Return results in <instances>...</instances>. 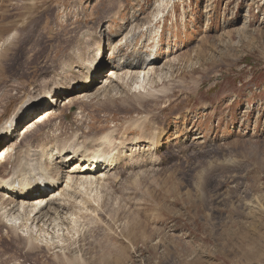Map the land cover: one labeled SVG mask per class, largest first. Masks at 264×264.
<instances>
[{
	"label": "rangeland",
	"instance_id": "374dc122",
	"mask_svg": "<svg viewBox=\"0 0 264 264\" xmlns=\"http://www.w3.org/2000/svg\"><path fill=\"white\" fill-rule=\"evenodd\" d=\"M100 44L96 83L58 91L25 120L28 129L50 117L30 149L64 132L75 145L77 129L109 133L108 152L143 146L118 169H98L101 183L77 188L50 225L10 230L18 216L0 210V264H264V0H0V98L39 94L72 62L87 73L77 56ZM25 122L10 143H21ZM159 126L151 151L144 141ZM56 157L64 198L68 176L79 184L86 172Z\"/></svg>",
	"mask_w": 264,
	"mask_h": 264
},
{
	"label": "bare ground",
	"instance_id": "6f19581e",
	"mask_svg": "<svg viewBox=\"0 0 264 264\" xmlns=\"http://www.w3.org/2000/svg\"><path fill=\"white\" fill-rule=\"evenodd\" d=\"M158 31H159L158 35H160L161 34L160 29H158ZM133 38L136 39V37H133ZM126 42H130V41H128V39H127ZM136 45H137V43H135V48L133 47L134 49H132L133 53H134L133 55H136V53L138 52L136 50L138 48ZM98 48L100 49L98 52L92 53V54L90 52V53H88V56L85 58H82L81 54L79 56H77V58L78 59L80 58V60L82 61V63H78L77 65H88L89 66L87 73H85L86 71L84 72V74L74 73L72 71L74 62H72L70 64H66L68 67H66V66L63 67L64 72L66 71L65 73L68 74L67 78H65V80L62 81V80L57 79L55 77L54 81H52V82L56 81L55 84L54 85L52 84L51 86L46 87L45 89H43V92H41V93L33 94V95H27L24 98L22 97V99H20V101H18V97L13 96L11 91L8 90L0 98V148H2L0 150V151H2V153H0V190L3 189V192H1V196L4 195L6 197L8 196V198H9V199L4 198L3 201L0 202V206H1L0 210L5 209V210H7L6 211L7 213L9 212L8 216H12V215L16 214V216H18V217H15V218L18 220L21 219L20 221H18V220L15 221V224L10 225L9 226L10 230H15L17 228H19V229L25 228L30 232L33 230L34 227H36L35 225H38L39 221L43 222L42 226H44V225L46 226L48 224L50 225L51 224L50 220H52L51 215L55 212L57 213V211L59 212L60 209H64V207H66L67 205H69L70 203L73 202V198H74L73 193L76 192L77 188H80V191H81V188H84L83 190H86V193H87L88 189L93 190L92 186H95V184H99V182L101 183V181L104 179V177H103V179H101L102 177H100V176H102V175H99L98 171H100V170L102 171V170H106V169L112 170L114 168L118 169V167H121L122 165L127 163L130 156H133V154L135 152L134 146H136L139 149H141L143 146V145L138 146V144H136L132 148L130 147L129 149H125L124 148L125 145L122 142L121 145L118 147L117 151L112 150V151L108 152V151L104 150V148H106L107 146L110 147V144H111L110 141H113V137L111 135H109V133H108V135L100 136L98 138V137H95L94 133H96V132L89 134V132H87V131H82L80 133L78 131L80 129H77V130H73L72 131L73 134L70 135V137L73 136V140H74V142H76L75 145H73V144L68 145L67 142H65V138L63 136H65L66 134L64 132V133H60L59 135H53L54 137L48 136V138L45 140H43L41 138V137H43V135L36 137L35 140L33 141V143L35 141L39 140V145L37 146L36 150H32V149H30V147L32 148L33 144H31V140H29L28 137H30L32 132L39 130L38 128H39L40 124L45 123L47 120L50 119V117L48 115L44 119H42L43 121L42 120L38 121L35 124V126H34V124H32L31 126L28 127V129H26V126L29 125L30 122L29 123L25 122L27 124H25L23 126V129H25V131L23 133L24 135L22 136L21 143H20V144L24 143V145H20V144L14 145V144L10 143V140L2 139L3 138V132L14 130L12 132V135H13V133L16 132V130L18 131V127L22 124V122L25 119H27V116H31L30 115L31 112H29L24 117H22L23 112L25 110L26 111L29 110V108H31L29 110V111H31L32 107L34 105H37L38 100H44V99L46 100L47 97H49V95L51 96V94H53L54 92H55V95H53V97H55L58 94V91L64 92V91H68L71 89L75 90L76 89L75 84H81L78 87L79 89H83L84 86L89 89L93 85L94 82L96 83L97 80L95 79L96 80L95 81L94 79H92V76H91L92 72H97L98 70L101 71V69L105 65L104 62L106 61V58H103V56H102V44H100ZM136 57L137 56L132 58L130 56L131 59L128 60L129 61L128 64L130 65L131 68L132 67L138 68V65H140V62H139V60L138 61L136 60ZM153 57H154L153 59H156L155 56H153ZM148 60H149V58L146 59V63ZM146 63H143V64L146 65ZM147 65H149V64H147ZM152 69L153 68H151V70ZM148 73H149V71H148ZM132 76L140 78V74L135 73V74H132ZM96 77L99 78V76H96ZM143 80H145V78ZM143 84H144V82H141V84L139 86L141 88L146 89V86ZM79 94H81V93H79ZM84 95H86V94H84ZM105 95H109V94H105ZM143 95H145V94H143ZM92 97H93V95H89V94L86 95L87 99H90ZM138 97H139V99L142 98V96H138ZM47 100H49V99H47ZM81 101L88 103V101H86V99H84V100L82 99ZM17 104H19V106ZM20 105H22V106L19 109ZM38 112H40V109L38 110V108H37V110L33 111L32 114H35ZM10 122H11V125H9ZM18 122H20V123H18ZM39 122H40V124H39ZM78 127H80V126H78ZM156 129L159 131H156L153 134L152 140L148 139V141L147 140L144 141V143H150V142L152 143L151 151H152V149L153 150L157 149L162 144V140H163L164 132H162L163 130H161L163 128H160V126H159ZM87 134H89V135H87ZM17 136H18V133L15 135L14 139ZM90 136H91V140L88 141V138H90ZM9 137H10V135H7L6 138H9ZM109 137H110V141H109ZM118 143L120 144V142H118ZM66 148H68V150H71V152H69L67 155L66 154L64 155L63 152L65 151ZM13 151L15 152L14 155H13ZM52 152H54V153H52ZM145 153L146 152H144L142 154V156H144ZM55 154H59L56 158H62V159L66 158L67 159L70 157L71 158V159L69 158L70 160H74V158H77L78 161H74L71 164L73 167V169H71V170L79 168V170L82 173L86 172L85 175L81 176V178L83 180L79 184L77 183V180H78L77 178H76L77 180H75L74 177L68 176V178H70L71 182L68 184L69 192L67 191L68 193L66 192L64 194V195H67L64 198H60L62 196L61 195L62 193L58 189L60 188V186H62V184L64 182V178L66 176H63L62 172H60L59 169H55V171H54V169L49 167L51 164V160H54L53 156ZM95 155L103 158L104 161L106 162V164L105 165L96 164L95 163L96 158H94ZM138 156H141V155H138ZM13 158H14V161L11 164L10 169H8L7 167H8V165H10L8 163V160L13 159ZM146 160H141V161L144 164H148V162H144ZM87 162H89L88 167H87V165H84ZM5 164H6V167L4 169ZM98 168H99V170H98ZM6 170H8L9 173H8V171L6 172ZM87 170L89 171L88 173H87ZM87 174L88 175L90 174V176H88ZM91 174H92V176H91ZM96 175H98V176L95 177ZM103 175H104V173H103ZM38 178H41L42 180H44L43 182H45V183L41 184V182L38 181ZM81 178H79V179H81ZM18 180L20 181V183H23L25 181H31L32 182V185L28 186V187L32 186L28 190L30 192V194H25V192H26L25 188L24 189L19 188L20 186H18V183L16 182ZM71 183L74 185H76V184H78V185H77V187L73 188V187H71L72 186ZM45 186H48L50 188V190L49 189L41 190ZM33 187H35L36 193L33 192V190H34ZM4 188L8 189L9 194L7 193V190L5 191ZM57 191H59V194ZM37 193H39L40 195H36ZM57 199H59L61 202H57L58 201ZM0 200H2V199L0 198ZM61 207H63V208H61ZM59 214H60L59 218H61L62 220H61V222H58V223L64 224L65 218L63 217V214L61 212ZM36 215H38V216L36 217ZM1 217L2 216H0V221H2ZM57 218L58 217L54 218L53 220H58ZM49 221H50V223H48ZM4 223H6V222H4ZM17 223H19L18 226H17ZM73 223H75V221H73ZM8 224L6 223L7 226H8ZM0 225H3V224H0ZM33 225H34V227H33ZM42 231H45L44 228L42 229ZM17 232H19V231L17 230ZM55 233H57V231ZM29 236H25V239H27V237H29ZM17 237H18V239H20L19 234H17ZM21 237H22V235H21ZM29 239H31V237H29ZM33 248L36 249L37 245L34 244ZM64 256H65L64 257V259H65L67 257V255H64ZM69 262H70V264H82L80 261L72 260V259L69 260L68 263Z\"/></svg>",
	"mask_w": 264,
	"mask_h": 264
}]
</instances>
